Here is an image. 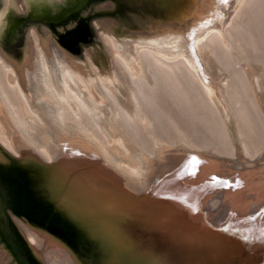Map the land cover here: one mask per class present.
<instances>
[{
    "label": "rangeland",
    "instance_id": "1",
    "mask_svg": "<svg viewBox=\"0 0 264 264\" xmlns=\"http://www.w3.org/2000/svg\"><path fill=\"white\" fill-rule=\"evenodd\" d=\"M49 1L23 0L22 3L27 7L29 14L20 16L15 3L6 9L2 0L0 49L12 60L21 63L30 31L35 29L40 35L49 31L58 46L73 56L75 61L89 64L88 69L93 72L95 80L99 75L109 76L111 68L108 59L104 61V66H100L98 63H92L91 56L83 59L75 51L91 43L84 41L87 33L83 30V25L78 24L70 31H61L69 26L70 22H75L73 18L80 13L82 7L86 6L89 11L92 5L94 7L101 5L105 3L104 0H53L52 5ZM114 14L97 13L93 14L92 19L110 18ZM231 18L233 20L226 28L231 48L224 46L214 36L209 37L203 44L210 45L208 61L211 73L215 75L217 72L221 74L224 72L230 81L226 94L230 115L227 122L208 99L194 73L181 60L161 63L158 61L159 57L151 54L147 45L154 43L161 45L162 43L157 41L161 37L134 38L140 41H132V46L138 50L144 49L142 53L146 56L150 69L148 79H134L132 91L128 93L127 87L124 86L120 97L111 96L112 107L103 115L85 108L76 99V96L82 98V95L79 88L73 84L70 87L72 92L66 94L50 81L49 88H45L44 93L40 94L42 97L33 94L31 104L17 86L10 85L7 71L2 64L0 82L11 103L16 107L27 132L42 143L35 141L37 144L44 145L48 151L76 150V147L74 149L70 147L77 145L90 150L89 156L95 153L93 157L98 156L96 159L102 160L98 152L101 153V150L105 149L111 151L117 158L127 161L126 165L139 166L142 173L140 176L118 167L123 171V177L119 176L115 185L116 190L121 192H131V187L135 183L142 187L139 184L148 182L151 178L159 176L172 178L173 185L176 186L174 189L186 187L187 191L185 189L184 193L187 192L185 202L188 209L192 208L194 214L199 213L209 228L213 225L215 228L216 224H218L216 229L221 226L220 230H217L220 240L231 237L241 240L243 244L246 243L252 248H249L248 254L255 251L257 257H264V0H246L238 13ZM101 37L102 40L105 37L113 39L112 35L103 31ZM113 49L123 56L133 52ZM58 114L67 127L72 126L73 129L75 125L76 130L71 132L67 127L66 130L60 129L56 124L60 122ZM74 131L76 134H73ZM89 136L93 137V140ZM20 137L17 135L19 140ZM0 139L5 145L0 142V189L3 179H16L15 185L12 184L15 193H22L23 201L26 202L25 209L37 214L26 217L16 213L9 207L14 192L7 191L5 194L7 197L3 200L0 191V200L4 201L1 203L9 205L6 212L14 225L25 236L26 233L21 228V223L24 225V222L35 229L43 227L45 230L46 226L57 229L58 221L49 208L51 202L43 191L46 186L41 183L37 185L35 170L37 165L34 164L37 160L46 164L53 161L45 160L29 148L26 150L23 147L19 148L20 154H13V147L1 125ZM95 140L102 148L94 142ZM65 161L69 162L68 165L74 164L69 160L61 162ZM111 166L117 167L113 164ZM67 177L69 179L65 178L63 181L66 185L64 191L69 190L71 196L74 197V192L79 195H85L82 193L87 190L92 192L91 198L85 202L89 204L88 210L79 213V222L86 227L90 226L104 246L115 250L118 245L123 247L129 244L130 232L123 229L120 234L115 229L119 225H127L126 219L120 217L122 213L112 218L108 217V210L106 213H95L97 208L101 209L99 204L104 202V197L101 196L103 194L93 193L95 184L90 181L88 183L92 184L89 188L88 185L78 182V178L73 183L71 180L73 177H70L69 173ZM58 179L60 180L53 182L56 180L53 179L50 183L52 182L54 189L61 193V186L63 187L61 176H58ZM181 183L182 185L178 186ZM24 226L30 228L27 224ZM235 231H238L237 235L233 234ZM29 241L28 239V243ZM46 250V254L42 256L43 264L50 263L47 256L61 261H58L61 264L63 261V264L69 261V256L59 246L47 244ZM0 255L2 256L0 264L18 262L1 233ZM123 264L128 263L124 261Z\"/></svg>",
    "mask_w": 264,
    "mask_h": 264
},
{
    "label": "water",
    "instance_id": "2",
    "mask_svg": "<svg viewBox=\"0 0 264 264\" xmlns=\"http://www.w3.org/2000/svg\"><path fill=\"white\" fill-rule=\"evenodd\" d=\"M199 1L104 0L105 3L101 5L96 7L92 5L89 11H87L86 6L82 7L80 13L73 18L75 22H70L69 26L61 29V31H70L78 24L83 25V30L87 33L84 41H91V43L89 45L85 44L75 51L83 59L91 56L92 63L104 66V61H107V55L101 39V31L109 33L113 39H115V36L123 37L115 40H121L126 43L134 41L135 37L147 39L161 37L164 34L176 36L182 33L186 36L200 13ZM1 8L2 0H0ZM107 12H114L115 14L110 16V18L92 19L93 14H107ZM25 14H29V11L19 13L20 16ZM188 36V39L191 40V35ZM77 160L79 161L70 159L72 163L79 162L77 163L78 168L72 171H69L63 162L46 164L37 160L34 163L37 165L35 169L37 171V185L41 183L46 186L43 191L48 201L51 202L49 203V208L55 214L59 226L57 229H54L53 226H49L50 228L46 226L47 229L45 230L43 227H41L42 229H35L24 222L39 238V241H42L39 249L28 243V238L14 225L6 212V207L10 205L9 207L16 213L26 217L37 214L25 209L26 202L23 201L22 193H15L12 184L14 186L17 180L3 179L0 189L2 192L1 197L5 200L7 191L14 192V196L9 205L6 203L4 205L1 203V201H4L0 200V233L16 256L18 262L15 264H43L42 256L46 254L47 244L63 248L69 256L71 264H123L124 261L128 264H155L148 257L152 251L144 250L137 241V238H141L140 234L145 236L150 233L149 236H156L154 232H160L157 236L161 243L159 241L157 249L161 251L167 252V250H170L167 249L169 247H171V251H179L180 247L188 249L193 244H203L206 245L205 247L212 248L211 250L198 249V252L194 254V257H196L199 254L207 253L208 255L212 253L215 255V252L220 250L216 246V241L220 240L218 231L209 228V225L206 224L199 213L194 214L192 208L188 209L185 203L184 189H174L172 178H164L161 182L155 185L149 184L145 188L132 186L131 192L126 193L116 190V180L119 176H123L107 161L100 158L90 159L84 154H80ZM68 173L70 177H73L71 178L73 183L77 178L87 179L95 184L93 193L102 191L103 194L107 193L108 196L110 195L104 201L106 202L104 203L106 209H103V212L114 210L115 213L119 211L118 214L122 213L121 215H124L127 225H117L118 227L115 229L120 234H122L123 229L128 230L130 232L128 235L132 236L133 243L131 241L123 247L116 245L117 248L114 250L112 247L104 246L103 242L99 241L98 237L95 236L90 226L86 227L79 222V213L83 210H88L87 206L89 204L84 202H86L92 192L87 190L82 193L85 195H79L74 192L75 195L72 197L69 190H67L68 193L67 191L65 193L62 191V194L58 193L54 189L52 182L50 183L53 179H56L53 182L59 181L58 176H61L63 183L65 178L69 179L67 177ZM69 185L70 183L67 184V187ZM14 198L17 200H14ZM95 211L97 213L99 211L98 208ZM108 215V217H113L110 214ZM236 241L241 244L240 240ZM202 255L199 256L198 260L200 262L197 264H207L201 261L208 260L207 257L200 258ZM133 258H136L135 261L131 260ZM184 258L188 262L193 261L192 256L187 255ZM180 261L178 259L179 263ZM211 261L214 260L212 259ZM211 261L209 264H214ZM178 262L175 261V263ZM156 263L159 262L157 261Z\"/></svg>",
    "mask_w": 264,
    "mask_h": 264
},
{
    "label": "bare ground",
    "instance_id": "3",
    "mask_svg": "<svg viewBox=\"0 0 264 264\" xmlns=\"http://www.w3.org/2000/svg\"><path fill=\"white\" fill-rule=\"evenodd\" d=\"M22 1L23 0H4V3L6 9H8L11 4L15 3L17 8L19 9V12L23 13L24 11H27V9L25 4L22 3ZM191 1L196 2L197 0H191ZM245 1L246 0H200L199 1L201 8L200 13L197 15V18L195 19L190 29V32L187 33L188 35H191L192 38L191 40L188 39L189 38L188 35L185 36L183 33L173 37L171 35L164 34L161 36L159 40H157L162 43L161 45L157 43L147 45V47H149L148 50L152 52L151 54L156 56V58L159 57L158 61L161 63H164V61L174 62L181 60L186 65V67L191 72L194 73L198 81L201 83L206 96L216 106V108L219 110V112L226 120V122L230 117L228 110L229 107L227 106L228 102H226V94L230 87V81L228 80L227 76L224 75V72H222L223 74H221V72L220 73L217 72L215 75L211 73V68L209 67L210 63L208 61V56L211 52V49L209 48L210 45L204 46L203 44L209 37L214 36L215 38L219 39L224 46H226L227 48H231L230 44L228 43L229 41L226 35V28L231 24L233 20V18L231 17L235 16L238 13V11L243 6ZM53 3H54L53 0L49 1L50 5H52ZM0 24H1V19H0ZM43 35H40L35 29H32L30 31L26 39V47H25L26 50L24 53V58L21 63L12 60L9 56H7V54L4 51H2V49H0V64H2V66L7 71L8 82L12 86H17L20 89L23 96L27 98L30 101V103L34 99L33 94L39 96L41 93L42 94L44 93L43 91H45V88H49L50 86L49 84L51 83L50 81H52L53 84L58 85L66 94L72 92L70 87L71 84H73L77 88H79L82 95V98L76 96V99H78L85 108L90 109L93 112H98L101 115H103L104 112L106 113L112 107L111 105L112 103L110 102L111 96L115 98L120 97L124 89V86L127 87V92L132 91L133 89L132 80L143 79V78L148 79V76L150 74V69L147 66V58L142 53L144 49L139 48L140 50H138L137 48L132 46V42L126 43L123 41H117L114 39H110L109 37L108 38L105 37L104 40H102V42L106 49L107 59L109 60V64L111 68V71L108 72L110 77L99 75L97 77V80H95L93 72L88 69L89 64L75 61L73 56H70L68 52H66L63 48H60L58 46L56 41L52 39V35L50 34L49 31H45ZM134 41H140V40H134ZM139 43L142 44V42ZM113 48H117L122 52L126 50L127 51L130 50L133 52L129 53L127 56H123L118 51H115ZM59 92L62 93L61 90ZM40 96L42 97V95ZM32 109L33 108H31V110ZM35 111L37 110L35 109ZM58 115L60 122L59 123L55 122V123L58 124V127L60 129L65 128L64 130H66L67 126L65 125V121L64 122L61 121L60 118L61 115L60 114ZM53 120L55 119L53 118ZM0 125L4 131V134L8 137L13 147L14 150L13 154L19 155L20 154L19 148L23 147L25 150L26 148H29V150H33L37 152L45 160L53 161V163L61 162L62 160L70 161V159L79 161L77 160V158L80 157V154H84L88 157L91 156V154L89 156L90 150L88 151L87 148L85 147L84 148L77 147V145L70 147L72 149L76 147L77 148L76 150L55 149V151H50V150L48 151L47 147L45 148L44 145H41L42 143L38 141V139L35 140L36 137H32L27 132L26 130L27 128L21 122V119L18 116V111L16 107L11 103L10 98L7 95L1 82H0ZM73 126H74L73 129L71 128L72 126H68L69 128L67 127V129L68 130L71 129V132L72 130H76L77 127L75 128V125ZM41 130L43 131V129ZM39 131H40V127H39ZM74 133L75 131L73 132V134ZM17 135H19V137L21 136L20 140L19 138H17ZM14 136H16V138H14ZM90 138L93 140V137ZM114 139L117 141L116 137ZM16 140H17V144H16ZM35 141L36 142L38 141L41 144L40 143L37 144L38 142L36 143ZM0 142L4 145L1 139ZM94 142L97 143L96 140ZM114 144L116 145V143ZM97 145L100 147L99 143H97ZM116 147L117 146H115V148ZM118 150H120V148ZM101 151L102 152L100 153L99 151L98 154L102 156L103 160L107 161L111 165L113 164L114 166H117L113 168H115L118 171V173H121L122 176H123V171L120 170L119 168L127 169L131 174L136 176H140L142 174L139 169V166L133 164L126 165L128 163L127 161L125 162V160L123 161L122 159L117 158V156L116 155L114 156L111 151L109 152L106 151L105 149H102ZM124 153L126 154V152ZM92 154L94 155L95 153ZM93 155L90 157V159L92 158L96 159V156L93 157ZM105 158H107L108 160ZM63 163H65L67 168H69L68 169L69 171H72L78 168V164L76 163L79 162L76 163L73 162L74 164H69V165L67 164L69 162L65 161ZM163 177L159 176V178L158 177L151 178V180L148 179V182H142L139 185L142 186V188L147 187L149 184L155 185L158 182H161L164 179ZM126 178L127 177H125V179ZM77 181L88 185L89 188H90L89 185L92 184V183H88V180L81 178L77 179ZM62 184L63 186H66L64 183ZM137 185L138 183H135L132 186L136 187ZM179 185L181 186L182 183L178 184V186ZM174 187L176 188V186ZM61 188L62 191L65 193L64 190L66 189H64V187L62 186ZM96 193H98L99 195L103 194L102 191H100V193L99 192ZM185 194H187V192ZM101 196H103L104 201H106V199H108L110 195L108 196L106 193ZM104 203L106 202L99 204V206H101V209L98 211V213L103 212V209H106ZM118 213L119 212L115 213L114 210L113 211L108 210V214L112 215L113 217L119 215ZM123 216L124 215H120L121 218ZM213 223H211V225H213ZM24 225L21 223L22 227L21 226L20 227L26 233V236L30 240V243L34 245L37 249H39L40 244H42V241H39V238L35 235V233L30 228ZM217 225L218 224H216V226ZM213 226L212 229L214 230H218L221 227L219 226L218 229H216V226L215 228ZM224 230L225 229H223V231ZM237 232L233 234L237 235ZM158 233L160 232H154V235L156 236H149L150 233L149 235H145V236H141L140 234L141 238H137V241L142 245L141 248H143L146 251H152L151 254L149 252L146 253L150 254V256L148 257H150V259L154 261L155 264H197L198 262H200L198 260L199 256L202 255L199 254L196 257H194V254L198 252V249L201 248L209 249V250L212 249L205 247L206 245L203 244H196V245L193 244L191 245V247H188V249H184V247H180L179 251H171V247L167 248L170 249L167 250V252L161 251L157 249L159 247L158 243L160 241L159 237L157 236ZM239 235H241V232ZM132 239H133L132 236H130V240L132 241L131 243H133ZM216 246L220 250L215 252V255L213 253L211 255H208L207 253V254H203L200 257V258L202 257L208 258L207 261L201 260L203 263L206 262L207 264H209V262L213 259L214 261L211 262H214V264H264L263 256L257 257L256 255L257 252L255 251H253L252 254H248V250L250 246H248L246 243L243 244L242 242L240 244L239 241H236L232 237L231 240L226 238L225 240H217ZM187 255L193 257L192 262H188L186 258H184ZM209 256H213V257H209ZM0 257L2 256L0 255ZM135 259L136 258H133L131 260L135 261ZM178 259L181 260L180 263L178 262ZM47 260H49L51 264L52 262L54 264H61L59 263L61 261L58 260L59 261L58 262L57 259L50 258L48 256H47ZM157 261L159 263H156ZM175 261H177L178 263H175ZM65 263L71 264L68 260L65 261Z\"/></svg>",
    "mask_w": 264,
    "mask_h": 264
},
{
    "label": "flooded vegetation",
    "instance_id": "4",
    "mask_svg": "<svg viewBox=\"0 0 264 264\" xmlns=\"http://www.w3.org/2000/svg\"><path fill=\"white\" fill-rule=\"evenodd\" d=\"M26 9H27V7H26Z\"/></svg>",
    "mask_w": 264,
    "mask_h": 264
}]
</instances>
